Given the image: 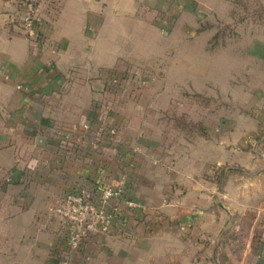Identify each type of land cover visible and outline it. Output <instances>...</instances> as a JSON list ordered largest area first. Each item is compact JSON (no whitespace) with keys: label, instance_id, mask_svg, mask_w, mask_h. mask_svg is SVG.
Returning <instances> with one entry per match:
<instances>
[{"label":"crops","instance_id":"1","mask_svg":"<svg viewBox=\"0 0 264 264\" xmlns=\"http://www.w3.org/2000/svg\"><path fill=\"white\" fill-rule=\"evenodd\" d=\"M37 3L41 39L33 43L15 24L14 1L0 0V264L57 262L64 249L52 212L57 198L77 181L114 185L121 177L112 227L73 251L79 264H264V66L250 68L260 78L249 109L218 124L226 133L222 186L203 179V167H176L164 181L169 170L158 168L157 148H148L139 126L127 132L132 113L147 105L112 109L120 140L104 154L82 124L92 122L100 81L120 87L131 65L159 57L172 68L169 53L180 33L195 32L188 19L199 16L200 2ZM190 71L188 81L205 78V69Z\"/></svg>","mask_w":264,"mask_h":264},{"label":"rangeland","instance_id":"2","mask_svg":"<svg viewBox=\"0 0 264 264\" xmlns=\"http://www.w3.org/2000/svg\"><path fill=\"white\" fill-rule=\"evenodd\" d=\"M198 1L199 16L194 14L188 19L195 32L192 34L188 30L178 36L177 48L169 53L172 68L159 57L131 65L129 77L120 87L100 81L95 87L98 95H94L99 107L97 115L94 114L98 125L90 123L84 130L93 147L102 153L106 146L120 140L118 131L113 136L108 132L102 135L103 127L111 124V111H131L133 104L147 105L141 114L132 113L127 121L133 129L127 132L134 133L139 126L142 139L151 142L146 146L157 148L156 156L161 157L158 168L169 170L163 173V180H171L170 172L176 167L193 168L199 173L203 167V179L219 189L225 166L222 164V138L226 133L218 124L225 116H232L237 108L250 107L251 83L254 81V89L257 88L260 78L258 74L252 75L250 68L264 66L261 61L250 64L251 57L264 58V0ZM193 68L205 69V78L194 77L188 81ZM138 88L141 89L139 94L129 95L130 89ZM147 163L149 161H146V170L154 168ZM118 184L124 190L123 177L114 185L89 184L81 180L73 184V190L84 189L97 197L98 187ZM122 195L123 192L110 202V206L122 202ZM72 261L79 264L74 257Z\"/></svg>","mask_w":264,"mask_h":264},{"label":"built area","instance_id":"3","mask_svg":"<svg viewBox=\"0 0 264 264\" xmlns=\"http://www.w3.org/2000/svg\"><path fill=\"white\" fill-rule=\"evenodd\" d=\"M18 7L19 16L15 24L30 42L41 39L40 19L37 0H13ZM91 122L83 123L87 129ZM114 135L115 129H108V135ZM98 196L94 197L86 190H71L57 198L52 212L60 224V238L64 245L61 257L51 264H74L72 254L92 236L107 233L112 227L119 207L110 206L113 199H118L123 192L121 184L97 188ZM127 207H133L131 201H124Z\"/></svg>","mask_w":264,"mask_h":264},{"label":"trees","instance_id":"4","mask_svg":"<svg viewBox=\"0 0 264 264\" xmlns=\"http://www.w3.org/2000/svg\"><path fill=\"white\" fill-rule=\"evenodd\" d=\"M110 76H112L116 81H117V79H118V77H119V74H117L115 71H109V73H108ZM118 82V81H117ZM98 110H99V107L97 106V104H94V114H96L97 115V112H98ZM96 115H94V117H93V119H92V124H94V125H98V121H97V119H95V117H96ZM112 128L113 126L110 124H108V126L107 127H103L104 129H103V131H102V135L103 136H105V134L108 132V129L109 128ZM117 129L115 128V131H116Z\"/></svg>","mask_w":264,"mask_h":264}]
</instances>
